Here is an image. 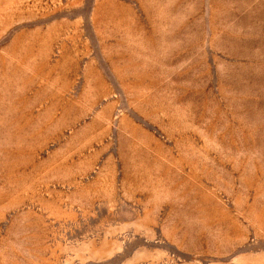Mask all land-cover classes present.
Listing matches in <instances>:
<instances>
[{
  "label": "rangeland",
  "instance_id": "rangeland-1",
  "mask_svg": "<svg viewBox=\"0 0 264 264\" xmlns=\"http://www.w3.org/2000/svg\"><path fill=\"white\" fill-rule=\"evenodd\" d=\"M0 264H264V0H0Z\"/></svg>",
  "mask_w": 264,
  "mask_h": 264
}]
</instances>
